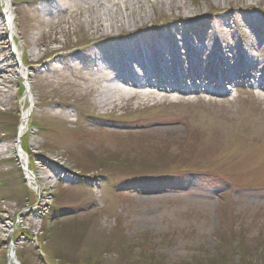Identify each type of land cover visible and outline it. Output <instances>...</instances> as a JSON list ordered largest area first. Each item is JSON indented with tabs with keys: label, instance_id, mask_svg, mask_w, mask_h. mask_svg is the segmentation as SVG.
I'll list each match as a JSON object with an SVG mask.
<instances>
[{
	"label": "rangeland",
	"instance_id": "rangeland-1",
	"mask_svg": "<svg viewBox=\"0 0 264 264\" xmlns=\"http://www.w3.org/2000/svg\"><path fill=\"white\" fill-rule=\"evenodd\" d=\"M10 3L18 55L89 47L80 21L39 14V0ZM12 61L0 85V264L11 249L16 264H264V125L252 130L264 95L253 81L155 102L112 92L110 66L100 77L78 62L34 74ZM238 127L251 140L240 150ZM221 155L238 164L215 163Z\"/></svg>",
	"mask_w": 264,
	"mask_h": 264
},
{
	"label": "bare ground",
	"instance_id": "bare-ground-1",
	"mask_svg": "<svg viewBox=\"0 0 264 264\" xmlns=\"http://www.w3.org/2000/svg\"><path fill=\"white\" fill-rule=\"evenodd\" d=\"M1 1L6 13H0V57H4L0 60V85L7 82L6 74L15 71L12 60L18 57L34 74L62 62L72 67L84 63L100 77L110 66L113 76L106 83L120 97L138 94L159 102L165 97L179 101V91L188 92L186 95L213 87L223 91L225 81L234 83L236 79L253 81L254 90L264 95V0H39L44 3L39 14L56 16L61 25L67 18L80 21L83 38L90 42L83 55L68 43L43 54L29 51L18 55L16 37L11 34L16 26L11 3ZM253 3L259 11L244 10L246 4L251 7ZM163 16L166 24L154 27ZM233 32L242 38L232 46L228 36ZM124 33L128 36H122ZM26 47L29 50V44ZM202 59L209 63L211 76L201 68ZM30 118L31 110L25 111L20 145ZM18 152L25 160V152ZM25 170L33 180L29 168ZM55 175L68 179L61 173ZM9 256L16 264L13 249Z\"/></svg>",
	"mask_w": 264,
	"mask_h": 264
},
{
	"label": "trees",
	"instance_id": "trees-1",
	"mask_svg": "<svg viewBox=\"0 0 264 264\" xmlns=\"http://www.w3.org/2000/svg\"><path fill=\"white\" fill-rule=\"evenodd\" d=\"M255 122V124H256V126L252 129V130H258L261 126H263L264 125V123L262 124V123H260V121H254ZM245 129L243 128V129H240V127H238L235 131H232V133H231V136H233L232 137V139L234 138V137H237V135L238 136H244L245 138H243V140L241 141V142H239L234 148L235 149H238V150H240V148L242 147V146H247V145H243V142L244 141H246V142H251V140H249L248 139V137H246L245 135L246 134H249V132H246V131H244ZM251 131V130H250ZM246 139H248V141L246 140ZM240 140V139H239ZM232 142V141H231ZM235 142H237V140L236 141H233V145H235ZM215 163H221V164H225V163H232V161L229 159H226V157L225 156H223V155H221V158L219 159V160H217V162H215ZM232 164H238L236 161H233V163ZM210 166H211V168H212V166H213V164H210ZM210 166H208V167H210ZM205 167V166H204ZM192 173V172H191ZM190 172L188 173L189 175L191 174ZM187 174V173H186Z\"/></svg>",
	"mask_w": 264,
	"mask_h": 264
}]
</instances>
